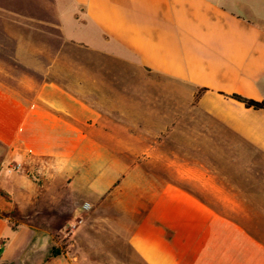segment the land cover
<instances>
[{
  "label": "crops",
  "instance_id": "obj_1",
  "mask_svg": "<svg viewBox=\"0 0 264 264\" xmlns=\"http://www.w3.org/2000/svg\"><path fill=\"white\" fill-rule=\"evenodd\" d=\"M233 94L264 100V0H0V264H264Z\"/></svg>",
  "mask_w": 264,
  "mask_h": 264
},
{
  "label": "trees",
  "instance_id": "obj_2",
  "mask_svg": "<svg viewBox=\"0 0 264 264\" xmlns=\"http://www.w3.org/2000/svg\"><path fill=\"white\" fill-rule=\"evenodd\" d=\"M232 99H234L237 102H240L244 105L246 108H251L253 110H264V100L263 101H254L252 99L244 98L239 95H231L230 96ZM59 253L58 248H53L52 250V255H56Z\"/></svg>",
  "mask_w": 264,
  "mask_h": 264
},
{
  "label": "rangeland",
  "instance_id": "obj_3",
  "mask_svg": "<svg viewBox=\"0 0 264 264\" xmlns=\"http://www.w3.org/2000/svg\"><path fill=\"white\" fill-rule=\"evenodd\" d=\"M1 195H2V197L4 199V202H6L8 200L6 194L5 193H2ZM6 212H7L6 210H0V213L2 215H10V214H7ZM20 212H21V210H18V209L17 210H14L15 215H17V213H20ZM67 227H69V225Z\"/></svg>",
  "mask_w": 264,
  "mask_h": 264
}]
</instances>
